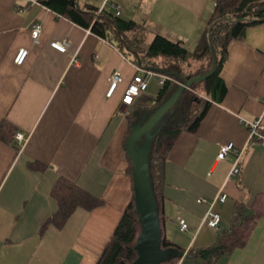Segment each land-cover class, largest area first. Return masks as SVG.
Segmentation results:
<instances>
[{"label": "crops", "instance_id": "obj_1", "mask_svg": "<svg viewBox=\"0 0 264 264\" xmlns=\"http://www.w3.org/2000/svg\"><path fill=\"white\" fill-rule=\"evenodd\" d=\"M104 0H81L100 7ZM121 17L142 24L149 38L159 34L196 48L218 0H107ZM36 23L40 41L32 39ZM68 41L66 52L51 42ZM150 40V39H149ZM21 49L29 51L22 65ZM221 76L228 90L214 103L196 132L184 131L164 166V232L186 250L214 245L233 222L237 202L247 213L264 192V140L250 137L242 119L264 124V20L233 40ZM77 61V62H75ZM123 81L106 95L109 76ZM145 75L109 40L57 14L39 1L0 0V124L9 121L24 135L0 141V264H96L135 195L126 135L133 109L150 105L161 84L149 78L135 104L122 102L136 75ZM16 133V135H17ZM233 144L222 159L224 145ZM240 172L230 176L238 158ZM65 178L99 203L79 206L63 226L51 221L59 204L53 191ZM218 230L203 222L215 198ZM188 224L181 230L179 219ZM177 264H264V216L246 245L217 260L184 256Z\"/></svg>", "mask_w": 264, "mask_h": 264}, {"label": "trees", "instance_id": "obj_2", "mask_svg": "<svg viewBox=\"0 0 264 264\" xmlns=\"http://www.w3.org/2000/svg\"><path fill=\"white\" fill-rule=\"evenodd\" d=\"M40 3L75 23L89 28L93 33L113 43L124 54L145 69L157 74L168 75L150 105L140 106L128 115L129 129L146 122L151 115L186 81L210 72L216 56V68L201 81L193 82L180 95L179 99L158 122L153 133L149 152V170L156 207L160 216L162 248H176L180 253L169 256L160 264H177L185 256H201L217 260L237 248L244 247L256 226L264 216V192L258 194L251 206V214L246 205L237 202L234 208L232 225L219 234L217 242L201 250H186L166 237L164 232V166L174 143L184 131L196 132L211 106L222 102L228 87L221 73L228 58L229 44L242 39L247 29L264 20V0H218L208 27L191 51L181 41H173L163 35H155L149 40L145 27L134 21L117 16L105 8L81 0H38ZM210 35V36H209ZM17 128L9 121L0 124V141L15 144ZM145 137L138 142L142 144ZM130 159V157H129ZM130 171L133 174V163ZM59 208L51 221L63 226L79 206L91 209L99 201L65 178H60L53 191ZM142 231V221L135 205V195L126 207L120 222L106 244L96 264H132L138 257L137 240Z\"/></svg>", "mask_w": 264, "mask_h": 264}, {"label": "water", "instance_id": "obj_3", "mask_svg": "<svg viewBox=\"0 0 264 264\" xmlns=\"http://www.w3.org/2000/svg\"><path fill=\"white\" fill-rule=\"evenodd\" d=\"M214 59V65L210 72L184 81L146 122L134 125L127 138L126 151L133 163L135 205L142 221V231L136 244L138 257L132 264H160L169 256L180 253L176 248L169 247L164 249L161 246L162 230L160 216L151 184L148 157L153 137L160 131L159 128L156 133H153L155 126L172 109L186 88L193 82L201 81L214 72L217 63L216 56ZM137 65L142 70H150L142 67L140 62ZM143 137H145V140L139 145L138 142Z\"/></svg>", "mask_w": 264, "mask_h": 264}, {"label": "built area", "instance_id": "obj_4", "mask_svg": "<svg viewBox=\"0 0 264 264\" xmlns=\"http://www.w3.org/2000/svg\"><path fill=\"white\" fill-rule=\"evenodd\" d=\"M38 0H29L30 3H36ZM108 4L107 0L103 1V4L99 7L98 13L102 12ZM110 5L113 6L115 9V13L117 16H120L122 11L121 8L115 5L114 3H111ZM42 25L40 23H36L33 28H32V39L35 43H38L40 41V37L42 34ZM51 46L61 52H66L69 46L68 41H59L55 40L51 42ZM29 51L27 49H21L18 54L15 57V63L18 65H22L27 56H28ZM77 62V61H75ZM146 74L145 75H136L133 79V81L129 84L127 87L123 98L122 102L126 105H133L136 103L137 99L141 97L145 91L147 90L148 87V82L149 78L153 74H157L153 71L150 70H145ZM159 75V83L162 85L167 79H171L168 75L165 74H158ZM123 81V76L121 72L119 71H114L110 74L109 76V83H108V89L106 95L108 97H111L116 89L118 88L119 84ZM244 122V125L249 129L250 131V137L251 138H257L259 140H264V124L262 123L261 119H257L255 121H249L242 119ZM16 139L19 142H22L24 140V135L22 133H17ZM233 148V144L229 143L228 145H224L221 148L220 153L218 154V158L222 159L226 156L227 152ZM239 160L240 157L238 156L231 172L230 176H236L240 172V167H239ZM228 195L225 193L223 190L218 193V195L213 198L212 200H209L205 197H201L198 199L200 203H208L209 204V210L207 211L203 222L206 223L210 228L218 230L222 217L221 214L218 211H215L214 207L216 204L225 202L227 199ZM179 224H180V229L181 230H187L188 229V224L185 219L180 218L179 219ZM186 255V252L184 253V256Z\"/></svg>", "mask_w": 264, "mask_h": 264}, {"label": "rangeland", "instance_id": "obj_5", "mask_svg": "<svg viewBox=\"0 0 264 264\" xmlns=\"http://www.w3.org/2000/svg\"><path fill=\"white\" fill-rule=\"evenodd\" d=\"M149 39H151V38H149ZM193 48H194V47H190V50L193 51V50H194ZM143 75H144V74H143ZM143 75H142V76H143Z\"/></svg>", "mask_w": 264, "mask_h": 264}]
</instances>
